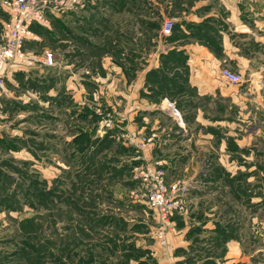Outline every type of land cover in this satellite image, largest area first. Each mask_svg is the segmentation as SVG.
<instances>
[{
    "label": "rangeland",
    "instance_id": "rangeland-1",
    "mask_svg": "<svg viewBox=\"0 0 264 264\" xmlns=\"http://www.w3.org/2000/svg\"><path fill=\"white\" fill-rule=\"evenodd\" d=\"M9 1L0 0V38L11 19ZM168 1L38 0L46 21L31 24L33 37L23 47L27 61L0 69V264H158L150 248L167 242L159 241L161 224L144 186L132 178L155 135L140 137L148 146L141 149L122 135L121 120L136 109L130 82L149 59L161 65L180 4L190 0H172L170 10ZM167 18L173 29L164 37ZM205 30L214 39L215 32ZM44 52L53 53L52 65L42 63ZM248 120L240 118V133L252 130ZM255 120L260 131L250 148L229 153L232 165L224 156L234 176L207 162L198 170L207 194H187L169 222L193 204L196 213L213 207L212 218L223 227L211 235L240 238L249 262L264 264V117ZM161 167L171 194L185 187L182 165L180 171ZM176 179L182 182L173 185ZM199 217L188 222H203ZM198 225L189 226V244L178 250L187 262L191 252L203 259L222 247L214 239L205 243L208 231Z\"/></svg>",
    "mask_w": 264,
    "mask_h": 264
},
{
    "label": "crops",
    "instance_id": "crops-1",
    "mask_svg": "<svg viewBox=\"0 0 264 264\" xmlns=\"http://www.w3.org/2000/svg\"><path fill=\"white\" fill-rule=\"evenodd\" d=\"M219 1L190 0L180 4V16L173 29L170 49H181L186 54V74L171 82L172 98L158 96L153 100L148 96L151 91L145 90L144 74L147 69L158 67L159 61L158 58L149 59L137 79L130 82L134 88L129 94L132 99L135 97L136 109L126 113L121 120L125 122L122 135L131 140L130 143L139 145L143 137L155 135V143L143 150V161L166 168L173 166L176 171L183 166L185 187L177 188L174 193L182 202L186 201L187 194L193 195L196 191L199 195L207 194L208 191L200 188L202 184L198 183L201 178L198 170L210 160L234 176V171L224 165V156L228 157L226 164L232 165L234 160L229 159V153L249 149L251 139L260 131L253 126L256 125L255 118L264 117V0ZM174 4L169 0L165 8L170 10ZM205 27L215 32L211 34L214 39L205 34ZM222 68L240 72L245 80L234 85L227 83L220 75ZM166 100L174 103L180 119L172 114ZM241 117L252 118L248 120V128L252 130L246 134L240 133ZM213 153L214 159L207 157ZM235 158L240 159L239 156ZM176 171L171 172L178 175ZM180 181L176 179L173 185ZM188 209L167 223V245L155 243L150 248L154 250L158 264H251L242 252L240 238L229 236L224 239L211 235L217 225L222 226L212 218L216 213L213 207L197 213L196 204L190 211ZM198 213V219L205 218L203 222H188ZM192 224H201V230L208 231L206 236L210 238L205 243L214 239L213 244L217 242L215 247L222 246L218 255L196 259L191 252L187 254L188 262L185 253L180 255L178 250L189 244L187 230ZM202 260L205 261L202 263Z\"/></svg>",
    "mask_w": 264,
    "mask_h": 264
},
{
    "label": "built area",
    "instance_id": "built-area-1",
    "mask_svg": "<svg viewBox=\"0 0 264 264\" xmlns=\"http://www.w3.org/2000/svg\"><path fill=\"white\" fill-rule=\"evenodd\" d=\"M44 3L45 1H41ZM7 7L11 14V19L0 38V69L5 62L25 63L27 57L23 50L27 40L33 37L31 24L33 22H45L44 13L38 0H10ZM173 29V21L165 19L161 26L162 35L169 36ZM42 63L45 66L53 64V53L44 52ZM221 77L229 84L234 85L244 80L240 72L232 71L228 68H222ZM3 72L0 70V88L3 86ZM167 107L172 114L180 119V113L174 103L166 100ZM147 144L143 141L139 144L143 149ZM132 178L144 186L146 191L147 205L154 211L161 228L158 230V238L162 244H165L164 228L169 219L176 213H180L183 204L179 197L174 196L168 190L165 171L160 164L144 162L132 169Z\"/></svg>",
    "mask_w": 264,
    "mask_h": 264
},
{
    "label": "trees",
    "instance_id": "trees-1",
    "mask_svg": "<svg viewBox=\"0 0 264 264\" xmlns=\"http://www.w3.org/2000/svg\"><path fill=\"white\" fill-rule=\"evenodd\" d=\"M177 54V57H173L172 55ZM161 65L157 68L150 69L146 74V81L145 85L150 87L151 93L163 97L170 94V84L174 81V79L182 78L184 74H186V60L187 56L184 53L183 50H177L175 48L169 49L167 52L161 55ZM168 62H171L172 64H175L172 68H167L165 64H168ZM170 74V75H169ZM162 78H159V77ZM156 79V80H152ZM166 91L164 92V89ZM163 90V92H162ZM170 96V95H169ZM90 109V108H89ZM88 109V110H89ZM90 112V110H89ZM96 116L95 114H93ZM117 174V172H116ZM39 250L37 249V252ZM93 256L92 253L90 255V262L92 261ZM83 262V260H82Z\"/></svg>",
    "mask_w": 264,
    "mask_h": 264
}]
</instances>
